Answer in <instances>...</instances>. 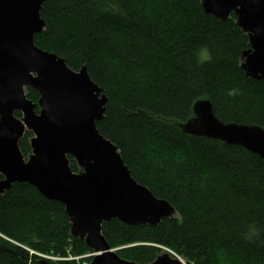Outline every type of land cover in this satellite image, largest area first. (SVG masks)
<instances>
[{
    "label": "trees",
    "instance_id": "trees-1",
    "mask_svg": "<svg viewBox=\"0 0 264 264\" xmlns=\"http://www.w3.org/2000/svg\"><path fill=\"white\" fill-rule=\"evenodd\" d=\"M41 17L46 27L36 45L75 71L87 67L109 99L98 129L132 176L176 209L157 226L104 222L111 246L138 244L126 257L141 264L155 260L154 245L192 264H225L221 252L231 264H264V159L179 126L193 117L197 100L209 99L222 121L264 128V79L242 68L251 45L236 14L217 18L202 0H44ZM205 49L210 58L201 61ZM27 90L37 102L38 92ZM32 137L26 131L20 140L25 157ZM174 153L185 162H174ZM70 232L65 206L32 184L14 183L0 197V264L66 256L69 238L72 250L90 251Z\"/></svg>",
    "mask_w": 264,
    "mask_h": 264
},
{
    "label": "water",
    "instance_id": "water-1",
    "mask_svg": "<svg viewBox=\"0 0 264 264\" xmlns=\"http://www.w3.org/2000/svg\"><path fill=\"white\" fill-rule=\"evenodd\" d=\"M43 3L0 0V197L14 183L28 182L65 206L72 234L95 253L90 264H139L113 251L103 223L119 219L157 226L176 209L132 176L119 148L98 129L109 99L87 67L75 71L36 45V35L46 27ZM202 6L225 21L237 15L251 45L243 52L242 68L248 77L264 79V0H202ZM27 88L38 92L37 102ZM193 114L179 124L185 134L242 146L264 159L263 127L222 121L209 99L197 100ZM26 131L33 133L28 157L19 144ZM69 156L82 171L73 170ZM184 262L164 254L148 264H192ZM39 264L51 262L42 258Z\"/></svg>",
    "mask_w": 264,
    "mask_h": 264
},
{
    "label": "rangeland",
    "instance_id": "rangeland-1",
    "mask_svg": "<svg viewBox=\"0 0 264 264\" xmlns=\"http://www.w3.org/2000/svg\"><path fill=\"white\" fill-rule=\"evenodd\" d=\"M231 16H232V14H231ZM26 92H28V90H26ZM172 158H173V161L174 162L179 163V164L181 162H185V160H186L185 159L186 158L185 156H183L181 154H178V153H174ZM74 162L76 163V167H77L76 172L82 171L83 168L78 164V162L76 161L75 158H74ZM70 165L72 167L71 159H70ZM70 225H71L70 237L72 236L73 238H75L77 240H80V241H84L85 242V239H82L80 237L74 236L72 234V224H71V222H70ZM73 240L74 239L69 238V246L67 248L68 249V254L66 256H58V255L57 256H54V255L42 254L43 257L46 258L47 260H50L51 259V260H53L55 262H57L58 260H61L63 262H67V263H70V264H90L91 261L94 258V255H95L94 254V251L91 248H90V251L89 250H85L83 248H80L81 250H75V251L72 250ZM85 244H86V242H85ZM137 245L138 244L119 243V244H115L114 246H111V244H110V246L113 249V251H115L120 257H122V258H124L126 260H129V261H133V260H131L130 258L128 259V256L126 257V255L128 253L129 254H134V251H135ZM86 246H87V244H86ZM154 246H156L157 249H158V251L156 253L155 260L159 256H161V255L169 254L171 258L179 259L183 263H185L184 260L182 259V257H180L179 255H177L176 253H174L172 250H170V249H168L166 247L158 246V245H154ZM228 259H231V258L226 253L221 252V260L224 261L225 264H231V263H233V262H230ZM139 264H141V263H139Z\"/></svg>",
    "mask_w": 264,
    "mask_h": 264
},
{
    "label": "clouds",
    "instance_id": "clouds-1",
    "mask_svg": "<svg viewBox=\"0 0 264 264\" xmlns=\"http://www.w3.org/2000/svg\"><path fill=\"white\" fill-rule=\"evenodd\" d=\"M210 58V55L208 53V51L205 49V50H202L201 54H200V60L203 61V60H207Z\"/></svg>",
    "mask_w": 264,
    "mask_h": 264
},
{
    "label": "bare ground",
    "instance_id": "bare-ground-1",
    "mask_svg": "<svg viewBox=\"0 0 264 264\" xmlns=\"http://www.w3.org/2000/svg\"><path fill=\"white\" fill-rule=\"evenodd\" d=\"M95 254V253H94Z\"/></svg>",
    "mask_w": 264,
    "mask_h": 264
}]
</instances>
